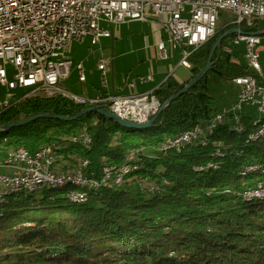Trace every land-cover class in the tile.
<instances>
[{"label":"trees","instance_id":"16d2710c","mask_svg":"<svg viewBox=\"0 0 264 264\" xmlns=\"http://www.w3.org/2000/svg\"><path fill=\"white\" fill-rule=\"evenodd\" d=\"M237 27H219L200 49L201 57L190 58L188 79L178 82L172 75L153 96L163 104L183 90L206 66L219 37ZM240 29L258 33L264 22ZM234 38L223 41L210 72L149 130L125 129L89 114L74 122L37 120L0 133L2 162L15 148L34 153L60 143L59 156L61 151L69 161L87 159L86 173L95 177L103 168H120L129 152L143 151L140 161L130 163L138 170L124 175L121 187L86 190L68 184L7 196L0 204V264H264V199L247 200L243 193L264 181V136L251 138L264 119L254 122L242 113L238 129L226 113L225 122L208 130L218 115L211 79L220 84L253 76L234 56ZM83 109L65 96L29 97L0 111V126L43 113L74 117ZM85 127L88 144L80 137ZM197 129L206 131L205 140L159 150L166 138ZM144 182L166 184L151 194ZM71 191H85L86 201H71Z\"/></svg>","mask_w":264,"mask_h":264},{"label":"built area","instance_id":"2783aa9c","mask_svg":"<svg viewBox=\"0 0 264 264\" xmlns=\"http://www.w3.org/2000/svg\"><path fill=\"white\" fill-rule=\"evenodd\" d=\"M222 13L231 16L227 25H237L240 29L247 23L251 27L255 21L264 22V0H0V84L9 91L24 90L22 96L11 103L13 96L8 94L1 108L5 110L29 97L65 96L85 108L106 105L119 118L149 122L162 106L153 92L126 96L113 92L88 98L60 87L74 67L68 57L72 44H82L89 39L91 45L96 46L103 38L113 39L115 26L153 19L168 34L167 42L158 45L161 58L166 60L170 57L169 48L173 51L179 49L182 53L180 66L190 69V58L215 36ZM103 24L111 29L103 28ZM243 33L236 35L231 45H246V57L253 76L233 80L240 89L234 111L249 105L264 113V78L259 51L262 38L256 33ZM226 50L231 51L229 48ZM112 62L99 60L98 69L104 77L107 66ZM76 69L79 81L86 82L84 63H78ZM141 80L145 82L146 78ZM231 115L233 128H243L239 124L241 114ZM225 118L217 115L210 121L209 128L217 127L218 122H225ZM82 132L80 137H87V127ZM205 132L177 140L166 138L163 149L159 150H165V144L184 146L189 138H196L197 142L205 140ZM141 152H129L122 166L140 161ZM4 158H9V165H2L0 161V190L17 188L34 193V184H42L43 190L49 183L67 181L103 188L123 185L122 175L108 174V168H103L100 177L88 175L89 161L86 159L74 168L63 167L60 164L63 156L50 157V150L40 156H32V152L19 147L7 151ZM3 170L9 173H1ZM165 184H151L144 188L154 194L160 192ZM243 193L248 197L264 194V181Z\"/></svg>","mask_w":264,"mask_h":264},{"label":"rangeland","instance_id":"374dc122","mask_svg":"<svg viewBox=\"0 0 264 264\" xmlns=\"http://www.w3.org/2000/svg\"><path fill=\"white\" fill-rule=\"evenodd\" d=\"M231 21V16L229 13H222L220 21L218 23V28L222 29L225 24ZM262 38V43L260 46V64L262 67L263 78H264V36ZM232 42V41H231ZM232 44V43H230ZM232 52L236 57L237 61L242 65L247 67L249 70V62L246 57V45L241 43L240 45H232ZM100 47L90 45V40L86 39L82 44L74 42L72 47L68 53V57L74 63V67L70 70V76L63 80L60 84V87L71 94H75L78 96L86 97L87 95H99L104 92H112L113 89V74L112 69L114 71V82L116 85V93L117 95H126L129 92V86L136 80H139L140 77H149V73L143 76L144 72L139 71L137 74L132 68H128V63L125 61L114 63V58L112 57L111 48L106 49L105 51H99ZM204 53V50L195 51V58L201 57ZM99 60H112L114 65L107 66L106 75L109 73V77L103 76L104 73L99 71L98 62ZM80 62L84 63L85 75L87 78L86 84H81L79 81V73L76 69V65ZM251 71V70H250ZM178 74H180L178 72ZM138 75V76H137ZM210 90L211 95L214 100L213 108L217 111L218 115L225 116L226 113H238V114H248L254 120V122L261 121L264 119V113H260L257 108L251 107L249 105H245L242 110L234 111L237 102H238V94L239 87H237L233 81H224L220 84L214 83L211 79L210 81ZM24 90H15L9 91L6 87L0 84V111H2L1 105L6 102L8 99V94L13 96L10 98V103L14 102L16 99L20 98ZM88 97V96H87ZM234 123V122H233ZM82 135V134H81ZM80 135V136H81ZM72 141V138H70ZM66 140V138H64ZM54 144V143H51ZM56 145L62 146V144L57 143ZM65 148V147H64ZM62 148L61 150H63ZM60 154L63 156L62 162L60 164L63 167H71L74 168L76 165H80L82 162H78L77 159L64 158V152L60 151ZM87 160V159H86ZM64 169V168H63ZM1 173L8 174L7 170L1 171ZM143 187L148 188L152 182H144ZM155 184V183H154ZM253 188V187H251ZM148 191H146L147 193Z\"/></svg>","mask_w":264,"mask_h":264},{"label":"crops","instance_id":"0c3cea01","mask_svg":"<svg viewBox=\"0 0 264 264\" xmlns=\"http://www.w3.org/2000/svg\"><path fill=\"white\" fill-rule=\"evenodd\" d=\"M154 21L155 20L150 19V21L147 22H129L120 26H115L113 28V39L103 38L100 43L96 45L100 47V52L111 48L114 63L117 62V60L119 62L126 61L128 63V68H132L137 74L140 70L144 72L143 76L149 73L148 78L140 77L139 80L134 81L129 86L130 90L126 95L152 93L172 75H174L178 82L186 81L189 77V72L180 66L182 60L181 50L177 49L173 51L169 48L170 57L166 60L161 58L158 45L161 42H167L168 34ZM103 28L111 29L107 24H103ZM178 72L180 74H178ZM112 74V92H104L92 96L87 95L88 98H98L101 97L102 94L108 95L113 92L117 94L115 91L116 85L114 82L113 69ZM106 76L109 77V73H107ZM142 78H146V81H142ZM86 83L87 78L86 82L81 84Z\"/></svg>","mask_w":264,"mask_h":264},{"label":"water","instance_id":"95a60500","mask_svg":"<svg viewBox=\"0 0 264 264\" xmlns=\"http://www.w3.org/2000/svg\"><path fill=\"white\" fill-rule=\"evenodd\" d=\"M238 34L243 35L244 33L242 31H240L239 29H233V30L227 31L226 33L221 35L219 37V39L216 41V43L214 44L212 51L210 53L208 62L206 64V66L203 68V70L193 80H191L188 84H186V86L184 87L183 90L173 94L167 101H165L162 104L158 113L154 117H152L149 122L139 123V122L119 118L113 112H111L106 105H102V106L87 107V108L83 109L81 112H79L74 117L59 116V115H56L53 113L52 114L43 113V114L35 115V116L29 117L27 119H24V120L15 122V123L0 126V133L9 132L15 128L23 127V126H25L29 123H32L34 121H37V120H57V121H63V122H74V121H77L80 118L87 116L89 114H98L100 116H103L104 118H107V119L115 122L118 126L125 128V129L137 130V131L149 130L155 125L160 114L168 106H170L174 101L179 99L183 94L187 93L192 87H194L201 80H203L205 78V76L210 72L211 67H212V60H213L214 54H215L216 50L221 46L223 41L226 40L230 36H236ZM255 35H257L259 37H263L264 31L258 32Z\"/></svg>","mask_w":264,"mask_h":264},{"label":"bare ground","instance_id":"6f19581e","mask_svg":"<svg viewBox=\"0 0 264 264\" xmlns=\"http://www.w3.org/2000/svg\"><path fill=\"white\" fill-rule=\"evenodd\" d=\"M234 29H238V27L234 28ZM240 31H242V30H240ZM220 123L221 122H218V124H220ZM258 125H259V127H258L257 131L254 132L253 134H251V138L252 139H257V138H259L261 136H264V123H262V124L259 123ZM211 129L212 128H208V130H211ZM200 131H202V130L201 129H197L195 131H188V132H184V133H182L180 135H177L175 137H169L168 139L169 140H177V138L195 137V135H200ZM196 140H197L196 138H189V139H187L186 142H184V145H187V144H189L191 142H194ZM83 142L86 143V144L91 142V138H90V136L88 134H87V137H83ZM181 147L182 146L177 145V144H165V149L181 148ZM46 150H50V157H58L59 156L58 147L56 145H45V146H42L36 152L32 153V156H40L41 154L46 153ZM2 165H9V158H5V161L2 162ZM131 170H138V165L130 164V165H127L125 167H123L121 165L120 168H117L115 166L108 167V174L122 175V183H123L124 175H126ZM68 184H71V185H74V186H76L78 188H83V189H86V190H100V189L103 188V187H94V186H91V185H88V184H83L80 181H67V182H63V183H49L47 185V187H43V189L60 187V186L68 185ZM41 190H42V184H34V192H39ZM21 192H26V191H24L22 189H17V188H9V189L0 190V204L4 202V200H5V198L7 196H9L11 194L21 193ZM26 193H28V192H26ZM77 196H80V197H77ZM244 196H245V198L247 200L264 199V194L250 196V197H248V195L244 194ZM68 197H69V199L71 201L82 203V202L86 201L87 193L85 191H71L68 194Z\"/></svg>","mask_w":264,"mask_h":264}]
</instances>
